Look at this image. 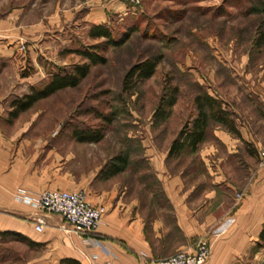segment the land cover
I'll list each match as a JSON object with an SVG mask.
<instances>
[{
  "label": "rangeland",
  "instance_id": "rangeland-1",
  "mask_svg": "<svg viewBox=\"0 0 264 264\" xmlns=\"http://www.w3.org/2000/svg\"><path fill=\"white\" fill-rule=\"evenodd\" d=\"M263 7L264 0H0V19L20 35L16 54L27 57L22 72L40 71L31 85L35 87L45 84L59 65L85 59L77 50L102 39L89 36L92 24L106 23L117 35L137 26L124 44L109 47L106 63L93 66L78 86L40 98L16 117L43 119L40 128L62 133L103 127L100 141L77 142L76 164L81 171L123 152L129 165L117 173L118 178L132 190L159 191L163 182L155 176L150 162L154 157H164L167 173L181 172L197 177L196 181L207 169L202 142L194 152L172 158L167 153L187 117L196 113L194 95L199 89L208 91L231 111L240 131L210 123L214 138L218 126L239 138L228 166L233 175L229 181L245 194L250 183L260 184L252 187L253 202L264 201V165L259 157L264 148ZM159 53L153 76L123 90L126 70ZM172 86L179 90L170 115L155 118L161 95L171 96ZM99 113L110 115L111 121ZM66 138L63 148L69 150ZM208 156L211 161L213 154ZM249 245L258 250L264 240L258 237ZM257 260L264 261V253L257 254ZM0 264L52 263H47L43 244L7 233L0 235Z\"/></svg>",
  "mask_w": 264,
  "mask_h": 264
},
{
  "label": "crops",
  "instance_id": "crops-1",
  "mask_svg": "<svg viewBox=\"0 0 264 264\" xmlns=\"http://www.w3.org/2000/svg\"><path fill=\"white\" fill-rule=\"evenodd\" d=\"M19 36L0 19V231L19 232L43 244L52 264H66L65 258L80 264H157L204 237L211 247L210 264H258L264 247L258 251L249 243L255 244L264 223L263 198L253 202L252 187L261 186L250 183L245 194L229 181L238 137L218 126L215 139L202 142L207 169L197 181L181 172L167 173L164 157H154L155 176L163 182L159 191L132 190L117 174L106 176L104 162L81 171L78 141L71 133L40 128L43 119L8 118L14 100L31 89L40 72H22L27 57L16 54ZM31 61L40 67L36 58ZM67 136L69 150L63 148ZM56 188L81 189L91 203L104 204L94 233L80 235L62 215L37 207L38 194ZM37 218L44 220L42 231L35 228Z\"/></svg>",
  "mask_w": 264,
  "mask_h": 264
},
{
  "label": "trees",
  "instance_id": "trees-1",
  "mask_svg": "<svg viewBox=\"0 0 264 264\" xmlns=\"http://www.w3.org/2000/svg\"><path fill=\"white\" fill-rule=\"evenodd\" d=\"M264 13V7L262 8ZM137 30V26L127 28L120 35L114 32V29L106 23L92 24L88 30V34L91 38H102L96 43H92L85 48L78 49V53L85 59L82 62H74L70 65H59L56 70L49 73V80L40 87L32 86L29 92H26L22 97L14 100V106L9 113V119L15 118L20 113L25 111L28 107L40 100V98L53 95L54 92L66 89L69 87L78 86L85 76H87L91 68L97 63H106L107 55L106 51L111 46H120L129 39L133 31ZM260 41H264V34L260 38ZM162 54H155L154 56L144 57L133 63L125 72L122 83V89L127 90L134 84L141 82V80L150 78L153 76L156 66L161 59ZM26 72V71H25ZM23 72V73H25ZM173 92L171 96L166 98L165 94H162L159 100L154 117L160 119H166L171 113V107L177 99L178 88L172 86ZM193 103H195L196 113L193 116L187 117L183 126L178 130V134L172 139L169 145L167 157L183 154L185 151L194 152L197 150L201 142L207 139H215L212 135L210 128L211 122H217L224 126L228 131H233L240 134L235 122V118L231 115V111L223 107V102L211 95L208 91L199 89L194 95ZM99 115L106 121H111L112 117L108 114L99 113ZM71 136H74L77 141L80 142H97L104 136L103 127H85L74 128L70 132ZM69 133V134H70ZM129 157L126 153H117L111 160L104 163L102 171L106 176L115 175L129 165ZM260 239L264 240V223L260 230ZM13 234L23 239L29 240L22 236L19 232H13L10 230H1V234ZM90 232L88 234H92ZM66 264H80L78 261L72 258H65L62 260Z\"/></svg>",
  "mask_w": 264,
  "mask_h": 264
},
{
  "label": "built area",
  "instance_id": "built-area-1",
  "mask_svg": "<svg viewBox=\"0 0 264 264\" xmlns=\"http://www.w3.org/2000/svg\"><path fill=\"white\" fill-rule=\"evenodd\" d=\"M138 3L139 0H122ZM259 157L264 165V148ZM40 210L60 214L71 225L72 231L80 235L95 232L101 224L102 216L106 211L104 204H93L87 198L84 190H67L64 188L43 189L34 199ZM44 220L37 218L35 228L44 229ZM99 244V241L96 240ZM210 243L207 237L200 238L190 249L178 250L176 253L163 257L157 264H210Z\"/></svg>",
  "mask_w": 264,
  "mask_h": 264
}]
</instances>
